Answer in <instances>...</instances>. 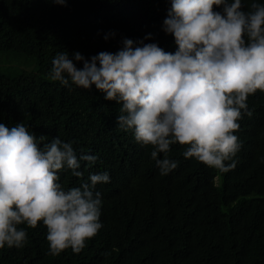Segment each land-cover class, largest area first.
<instances>
[{
  "label": "trees",
  "instance_id": "16d2710c",
  "mask_svg": "<svg viewBox=\"0 0 264 264\" xmlns=\"http://www.w3.org/2000/svg\"><path fill=\"white\" fill-rule=\"evenodd\" d=\"M242 2L247 9L252 0ZM170 7L171 0H67L66 6L0 0V51L36 60L32 71L0 70V122L23 123L38 142L58 136L72 141L78 156H97L91 166L81 162L84 180L90 173L110 176L96 186L102 228L79 254L68 248L49 255L41 221L34 229L21 225L28 242L0 249V264H264V92L248 97L252 116L238 121L234 168L220 172L185 158V146L177 143L168 155L178 167L161 175L151 146L117 125L119 104L105 100L95 85L88 91L48 78L58 52L90 58L116 52L125 37L135 41L152 33L145 43L175 52L174 37L162 30ZM110 32L115 35L105 40ZM59 175L65 188L81 182L70 170Z\"/></svg>",
  "mask_w": 264,
  "mask_h": 264
},
{
  "label": "clouds",
  "instance_id": "9594fccd",
  "mask_svg": "<svg viewBox=\"0 0 264 264\" xmlns=\"http://www.w3.org/2000/svg\"><path fill=\"white\" fill-rule=\"evenodd\" d=\"M162 30L174 37L175 52L145 43L152 33L135 41L125 37L116 52L90 58L79 51L58 52L48 78L88 91L95 85L105 100L119 104L117 125L151 146L161 175L178 167L168 155L177 143L185 146V158L227 172L241 148L234 134L238 121L252 116L247 99L264 92V3L252 0L245 9L242 0H171ZM43 140L23 123L0 122V249L24 247L28 233L21 225L34 229L42 221L49 255L68 248L79 254L102 228L96 186L110 182V176L90 173L84 180L81 162L91 166L97 156H78L73 142L58 136ZM64 170L80 184L59 183Z\"/></svg>",
  "mask_w": 264,
  "mask_h": 264
},
{
  "label": "rangeland",
  "instance_id": "374dc122",
  "mask_svg": "<svg viewBox=\"0 0 264 264\" xmlns=\"http://www.w3.org/2000/svg\"><path fill=\"white\" fill-rule=\"evenodd\" d=\"M36 68V60L23 54L0 51V70L9 74H17L20 71H32Z\"/></svg>",
  "mask_w": 264,
  "mask_h": 264
}]
</instances>
